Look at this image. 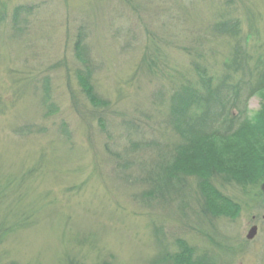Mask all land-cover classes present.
I'll use <instances>...</instances> for the list:
<instances>
[{
    "label": "rangeland",
    "instance_id": "rangeland-1",
    "mask_svg": "<svg viewBox=\"0 0 264 264\" xmlns=\"http://www.w3.org/2000/svg\"><path fill=\"white\" fill-rule=\"evenodd\" d=\"M263 52L264 0H0V264H172L178 241L264 264V181L215 176L241 211L213 215L198 177L168 170L191 128L227 135L261 109ZM200 69L244 76L239 106L194 101ZM246 139L218 142L223 161L245 167Z\"/></svg>",
    "mask_w": 264,
    "mask_h": 264
},
{
    "label": "trees",
    "instance_id": "trees-1",
    "mask_svg": "<svg viewBox=\"0 0 264 264\" xmlns=\"http://www.w3.org/2000/svg\"><path fill=\"white\" fill-rule=\"evenodd\" d=\"M18 11H22V7L19 8ZM220 29L224 32H227L228 30V32H230V34L234 37H238L240 33L238 24H235V26H233L232 24L230 26L226 24L223 27L220 26ZM79 45L81 44L78 41L76 46L78 47V49ZM257 60H259L258 67H260L261 65L264 66V52L260 54ZM236 61L237 60H235V62ZM238 62L239 65H235L233 68V70L236 72L239 71V69L243 66H246V68L250 66L248 61L243 64L241 61ZM198 67L200 68V66ZM250 68L251 66L249 67V69ZM249 69V82L251 85L252 76L255 72ZM198 73L199 83L204 85L205 91L197 93L195 92L196 90L192 88L191 90L193 91L191 95L193 96L194 101H196L197 103L199 102V104L201 103L203 105L206 104V108L208 110L206 112H209V110L210 112L212 111L211 106L213 108V101L218 99L219 101H217V103L221 104L222 108H225L227 106H239L241 98L239 87L236 85H230L229 83H240L243 81L244 76L240 78V81L233 82V74L229 72L224 76L222 81L218 83V85H220L214 87V75H209L206 69H200L198 70ZM79 79L81 80V84L83 87L82 89L86 91V94L88 95L89 99L93 100L94 102H97L96 95L93 86L90 83V80L87 79L84 73L80 74ZM257 81H259L258 84H252L250 92H262V106L261 109L257 111L256 114L252 117V119L246 120L244 123H242L240 127L231 131V133L227 135L222 133L219 135L216 133L207 134L202 130H196L195 128H191L193 129L191 130V132L189 130V132L192 134L191 141L188 145L180 146L179 148H177V154L174 157L175 161H173L172 166L168 168V170L171 169L172 174H177V176L179 174L181 175L182 173L184 175H195L198 177V179L200 180L199 189L204 196L205 209L206 211H210V213H212L213 215H230L232 217H235L241 211L240 204L234 201L225 193H223L221 190H219L214 184L213 178L215 176L219 175L227 180L236 181L237 183L242 185H244L246 181L251 183H254L255 181H264V144H261V142L264 141V67L261 71L260 78H257ZM188 87L192 86L188 85ZM226 87H228V90L224 91ZM181 103L183 104L182 107L184 108L181 109L179 107V111H187L189 108V104L187 103H189V101L183 103L182 100ZM174 113L176 117L178 112L174 110ZM195 126L197 125H194V127ZM184 134H188V132H184ZM246 135L247 138L250 140L248 141L246 139L248 142L247 145H244V147L248 146L249 148H251V152L248 155H243L245 159L244 166L246 168L231 166V163H229L231 159L229 158H226V162L223 161V158H221L222 155H230V153L224 151L222 147H217L218 142L226 141L227 143H232L235 140L242 138L243 136L246 137ZM213 142L215 143V147ZM255 145L263 146V149L261 150ZM255 147L259 149L258 153L255 152ZM252 152L254 153L251 154ZM240 155L241 153H239L237 156ZM226 163L231 167H229ZM26 222V220L25 222H21V220H16L15 223H13V227L21 226ZM9 230L10 229L7 228L4 229L2 232L6 233V231ZM178 242L181 250L180 252L175 253L173 255H168L166 259L169 262L171 261L172 264H209L206 259L207 256L195 258V250L192 247H190L184 241Z\"/></svg>",
    "mask_w": 264,
    "mask_h": 264
},
{
    "label": "water",
    "instance_id": "water-1",
    "mask_svg": "<svg viewBox=\"0 0 264 264\" xmlns=\"http://www.w3.org/2000/svg\"><path fill=\"white\" fill-rule=\"evenodd\" d=\"M261 188L263 189V193H264V182L262 183ZM257 229H258V226L251 227V229L249 230V233L247 234V238L249 239L255 238L258 232Z\"/></svg>",
    "mask_w": 264,
    "mask_h": 264
},
{
    "label": "flooded vegetation",
    "instance_id": "flooded-vegetation-1",
    "mask_svg": "<svg viewBox=\"0 0 264 264\" xmlns=\"http://www.w3.org/2000/svg\"><path fill=\"white\" fill-rule=\"evenodd\" d=\"M255 218V217H254Z\"/></svg>",
    "mask_w": 264,
    "mask_h": 264
}]
</instances>
